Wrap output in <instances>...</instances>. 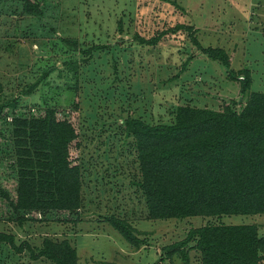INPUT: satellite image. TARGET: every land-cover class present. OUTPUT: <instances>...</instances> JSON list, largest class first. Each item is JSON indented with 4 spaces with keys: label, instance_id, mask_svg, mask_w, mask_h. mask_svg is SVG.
Wrapping results in <instances>:
<instances>
[{
    "label": "rangeland",
    "instance_id": "374dc122",
    "mask_svg": "<svg viewBox=\"0 0 264 264\" xmlns=\"http://www.w3.org/2000/svg\"><path fill=\"white\" fill-rule=\"evenodd\" d=\"M38 1L43 2L47 14L44 23H51L37 27L44 28L42 32L30 29L24 32L23 23L17 18L1 26L0 97L18 95L20 103H39L40 92L23 96L22 91L40 79L43 68L52 70L48 76L51 86L53 80L64 86L67 61L78 60L82 64V49L107 43L112 52H105L101 60L107 61L103 67L110 70L109 85L121 92L126 89L132 104L122 103L120 92L113 98L108 92L113 89L100 83L96 91L81 89L79 110H74L73 96L65 92L59 94V102L53 105L59 111L58 116L69 117L73 122L79 111L84 129L79 149L85 164L84 207L80 209L81 220L77 224L45 220L18 226L10 220L18 214L2 191L10 200H16L15 163L9 142L0 139V231L13 233L17 243L26 240L34 248L41 246L45 237L68 239L77 249L78 264H184L176 253L170 258L164 246L182 240L190 227L209 221L255 223L264 235V215L144 218L146 211L141 196L130 183L138 173L135 153L128 144L131 138L122 143L124 133L115 132L108 118L131 115L152 123H170L180 104L220 109L224 103L235 100L241 102L237 108L243 105L245 97L241 96L240 82L230 79L224 66L197 50L185 32H168L155 46L139 41V37L149 38L177 23L193 25L204 47L224 48L231 56V68L249 70L251 90L264 92V0ZM63 37L78 40L79 48L67 44ZM120 104L124 105L123 109ZM99 108L108 110L109 114L101 115ZM110 110L116 116L110 115ZM29 114L42 115V110L30 107ZM10 115V109L0 113V128L10 124ZM94 126L106 130L98 135ZM77 155L74 150V157ZM102 176H112V180H104ZM111 213L126 217L141 232L143 242L138 247L131 246L100 220L102 215ZM47 217L76 219L77 212L59 211ZM0 264L52 263L46 259L31 260L27 251L17 253L10 245L0 243ZM188 264H200L194 250L189 251Z\"/></svg>",
    "mask_w": 264,
    "mask_h": 264
},
{
    "label": "trees",
    "instance_id": "16d2710c",
    "mask_svg": "<svg viewBox=\"0 0 264 264\" xmlns=\"http://www.w3.org/2000/svg\"><path fill=\"white\" fill-rule=\"evenodd\" d=\"M42 3L38 0H0V31L2 25L17 18L23 23L21 29L24 32L29 29L42 32L44 28L37 27L51 24L50 21L44 23L47 14ZM25 17L28 20H24ZM179 31L188 35L197 50L224 66L230 79L240 82L245 102L237 108L241 102L232 100L220 109L180 104L170 123H152L131 115L108 117L114 131L124 133L122 143L131 138L128 144L135 153L138 173L130 183L141 196L146 211L144 218L264 215V92L251 90L249 70L231 68V56L224 48L204 47L193 25L177 23L149 38L139 37V41L155 46L168 32ZM62 40L79 48L76 39L63 37ZM105 52H112L110 44L95 43L82 49V64L78 60L67 61V83L64 86L56 80L51 86L48 76L52 70L43 68L40 79L22 91L23 96L40 92L42 102L31 105L20 103L18 95L0 97V113L10 109L11 114L10 124L0 128V139L9 142L13 152L16 200H10L4 191L2 194L18 214L10 219L18 226L30 221L55 220L77 224L81 220L85 168L79 156L80 137L84 130L81 116L78 111L74 122L69 117H60L53 105L59 102V94L65 92L73 96L74 110H79L81 89L96 91L100 83L113 89L108 91L113 98L120 92L122 103L132 104L126 89L121 92V89L117 91V87L109 85L110 70L103 67L107 61L101 60ZM112 67L116 75V69ZM63 87L66 91H62ZM119 106L120 109L124 107L123 104ZM30 107L42 110V115H30ZM98 110L101 115L109 114L108 110ZM110 115L116 116L112 110ZM95 127L98 135L106 130ZM74 150L78 152L76 157ZM102 177L112 180V176ZM59 211L77 212V218L47 217ZM100 220L109 224L131 246L138 247L143 242L141 232L126 217L111 213L102 215ZM0 243L10 245L17 253L27 251L31 260L78 264L77 249L68 239L45 237L41 246L34 248L26 240L17 243L13 233L0 231ZM163 249L170 258L176 253L184 264H188L190 250L198 253L200 264H264V235L255 223L209 221L190 227L182 240Z\"/></svg>",
    "mask_w": 264,
    "mask_h": 264
}]
</instances>
